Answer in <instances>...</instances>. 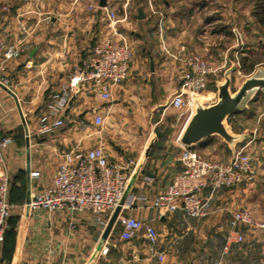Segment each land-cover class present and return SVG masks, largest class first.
I'll return each instance as SVG.
<instances>
[{"label":"crops","instance_id":"1","mask_svg":"<svg viewBox=\"0 0 264 264\" xmlns=\"http://www.w3.org/2000/svg\"><path fill=\"white\" fill-rule=\"evenodd\" d=\"M99 1L0 0V39L16 49L0 70L8 82L7 88L0 86V136L13 140L3 150L0 174L5 168L9 171L11 188L15 180L26 185L24 196L11 199L10 193L14 207L0 246V264H211L221 255L232 212L249 209L258 221L264 220V165H255L253 182L217 190L205 217H188L177 210L159 219L157 210L138 204L123 210V216L156 226L162 261L151 250L144 229L123 240L117 222L103 255L99 253L103 232L93 213L28 212L21 206L51 182L65 152L74 149L102 145L108 160L124 168L129 192L149 199L163 192L183 169L178 137L192 108L171 103L185 69L180 47L210 58L213 65L221 58L216 40L224 34L212 17H206L207 5L188 7L191 0H164V7L161 0H107L119 15L124 8L128 13L120 24L133 49L126 78L112 88L110 99H103L98 87L82 92L68 108L67 126L35 135L27 153L26 123L35 132L51 94L60 91L73 64L88 58L106 31ZM213 85L216 81L210 78L207 87ZM247 109L238 115L245 111L249 115ZM97 115L102 116L101 123L96 122ZM230 117L235 132L248 134L237 144L248 152L251 143H257L255 134L238 129L241 116L232 121ZM195 147L213 160L228 161L233 155L218 136ZM28 160L30 173L39 172L30 175V186ZM210 191L205 188L203 196ZM238 229L244 240L231 245L224 264H264V232L247 225Z\"/></svg>","mask_w":264,"mask_h":264},{"label":"built area","instance_id":"2","mask_svg":"<svg viewBox=\"0 0 264 264\" xmlns=\"http://www.w3.org/2000/svg\"><path fill=\"white\" fill-rule=\"evenodd\" d=\"M102 8L106 21L105 33L95 41L88 58L73 64L60 91L51 94L46 110L38 118L39 126L35 132L26 123V137L29 141L35 135L62 128L70 104L82 92L98 87L101 97L110 99L112 88L126 78L133 49L130 38L120 24L127 19V10L124 8L123 14L119 15L118 10L113 7ZM180 49L185 69L181 74L180 87L171 103L177 108H192L194 97L207 88L210 78L217 81L223 72L220 67L212 65L210 58L187 50L185 45ZM15 52L13 45H7L0 39V70L6 61L14 57ZM0 86L8 87L7 80L1 76ZM102 120L101 115L96 116L97 123ZM12 141L9 137L0 136V162L4 159V148ZM180 161L182 171L163 192L149 199L145 195H133L128 191V176L124 168L108 160L102 145L70 150L65 152L51 182L40 191L32 193L29 201L23 202L21 206L28 212L62 211L73 215L88 211L93 213L96 223L104 233L111 215L120 205L121 209L115 222L121 224L120 237L123 240H131L139 230L144 229L151 250L162 261L164 251L156 248L159 241L156 226L151 221L123 216V210L138 204L157 210L159 219L163 214L177 210H181L188 217H205L210 212L211 198L217 190L253 182L257 175L256 166L245 146L237 148L228 161L209 159L196 147L182 146ZM30 175L38 176L39 172H31ZM11 183V175L5 168L0 174V246L4 241L8 219L14 207L10 200ZM205 188L211 190L208 197L202 194ZM125 196L126 199L121 204ZM230 225L231 229L226 235L221 255L211 264H224V258L231 245L244 240L243 233L238 229L240 225L256 227L264 232V220L258 221L249 209L232 212ZM107 240L108 236L101 238L100 254L108 253Z\"/></svg>","mask_w":264,"mask_h":264},{"label":"rangeland","instance_id":"3","mask_svg":"<svg viewBox=\"0 0 264 264\" xmlns=\"http://www.w3.org/2000/svg\"><path fill=\"white\" fill-rule=\"evenodd\" d=\"M190 1V0H189ZM192 4L188 7L194 8L196 5L205 3L207 5L206 17H212L216 26L224 30L221 39L217 43L221 48V57L219 62L213 64L222 69L221 79L225 70L232 64L236 63L237 69L232 73L231 89L235 91L241 83L250 75L260 70L264 73V0H191ZM160 6L164 7V0H161ZM121 10V8H119ZM119 10V11H120ZM220 42V43H219ZM248 58L246 68L254 64L253 70L249 73L242 68L243 58ZM217 96V88L213 85L197 94L203 103L207 104ZM203 97V98H201ZM260 101V103H259ZM258 106L256 107L253 106ZM249 115L234 114L231 115L230 121L235 116H241L238 122V129H247L250 133L255 134L257 143L252 144L248 150L250 157L257 166L264 165V93H259L255 100L249 105ZM67 126V125H65ZM256 163V164H255ZM11 188V186H10ZM10 219V218H9ZM8 219V223H9ZM9 228V225H8ZM7 228V229H8ZM215 241V240H214Z\"/></svg>","mask_w":264,"mask_h":264},{"label":"water","instance_id":"4","mask_svg":"<svg viewBox=\"0 0 264 264\" xmlns=\"http://www.w3.org/2000/svg\"><path fill=\"white\" fill-rule=\"evenodd\" d=\"M99 6H107V0H100ZM142 16L143 11L140 8L139 17ZM236 69V63H232L225 70L223 79L216 81L217 96L214 100L205 104L196 96L194 97L191 114L178 137V141L182 146L195 147L208 138L218 136L228 144L233 154H235L237 144L248 137V134L238 133L233 130L229 123V117L246 110L260 92L264 93V73L260 70L256 71L233 91L231 89L232 73ZM27 153H30L28 139ZM27 173L28 186H30V160H28ZM125 199L126 196L121 201V204L124 203ZM26 201H29V196ZM120 209L121 206L119 205L111 215L103 233L104 238L108 236L113 228Z\"/></svg>","mask_w":264,"mask_h":264},{"label":"trees","instance_id":"5","mask_svg":"<svg viewBox=\"0 0 264 264\" xmlns=\"http://www.w3.org/2000/svg\"><path fill=\"white\" fill-rule=\"evenodd\" d=\"M248 60V58H243L242 60V68L245 69L247 72H251L254 68V62L250 64V67H247L246 68V61ZM25 183L24 181L21 179L20 181L19 180H15L13 181V184H12V188H10V193H11V199L13 198V196L15 197L16 195H20L21 197L24 196V192H25ZM10 199V200H11ZM8 230V229H7ZM6 230V232H7ZM5 232V234H6Z\"/></svg>","mask_w":264,"mask_h":264},{"label":"bare ground","instance_id":"6","mask_svg":"<svg viewBox=\"0 0 264 264\" xmlns=\"http://www.w3.org/2000/svg\"><path fill=\"white\" fill-rule=\"evenodd\" d=\"M201 98H203V97H201ZM200 99V98H199ZM201 100V99H200Z\"/></svg>","mask_w":264,"mask_h":264}]
</instances>
